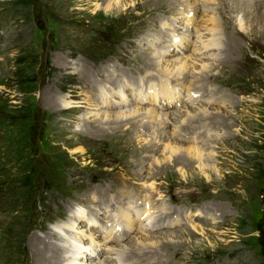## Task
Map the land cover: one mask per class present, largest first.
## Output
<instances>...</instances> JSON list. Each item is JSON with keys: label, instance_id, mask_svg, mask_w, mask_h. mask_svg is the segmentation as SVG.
I'll list each match as a JSON object with an SVG mask.
<instances>
[{"label": "rangeland", "instance_id": "rangeland-1", "mask_svg": "<svg viewBox=\"0 0 264 264\" xmlns=\"http://www.w3.org/2000/svg\"><path fill=\"white\" fill-rule=\"evenodd\" d=\"M176 1L120 0L117 9L106 11V0H0V194L5 195L0 200V264H41L35 263L37 257L30 251L34 236L46 237L56 224L68 223L84 210L94 223L79 220L75 225L82 227V240L89 239L86 245L92 256H85L81 264L91 259L94 264H118L111 247L123 246L126 255L139 251L142 258H128L137 264H264V39L257 33L260 26L255 25L264 23V16L258 20V12L248 3L256 6V0H247L246 9L241 10L238 0ZM261 2L263 8L264 0ZM177 7L195 10L196 20L187 24ZM213 14L220 21L217 32H221L222 43L218 48L212 45L198 50L200 39L211 41L209 17ZM165 23L175 24L173 31L190 36L189 42L173 45L167 36L173 32ZM228 38L231 46H227ZM160 47L168 52L164 59L192 63L194 67L184 73L185 84L173 79L171 88L181 89L184 101L201 94L198 100L191 105L182 100L170 105L160 99L158 104L148 100L136 104L135 94H131L110 111L124 113L140 105L138 117L128 118L126 123H103L108 130H99L96 126L109 110L103 103L96 105L98 98L90 95L101 98L104 92L96 89L90 76L100 75L97 79L102 81L104 73L110 75V68L111 73L121 75L125 87L139 93L147 83L167 78L157 73L159 66L148 64ZM162 63L167 65L168 60ZM142 72L144 80L139 75L134 86L127 85L132 75ZM117 85L105 86V90L118 92ZM150 94L145 93L147 99ZM63 99L71 105L65 107ZM86 99L95 104L80 102ZM112 99L120 101L121 97ZM103 101L107 104L109 99ZM152 108L157 114L151 119L147 116ZM190 109L198 110L192 113L209 124L208 116H215V124L205 135L202 125L199 135H191H195L192 142L196 146L205 148L201 166L185 150L182 153L189 160L181 159L183 163L174 155L166 159L171 155L165 150L168 139L187 124L181 117ZM162 115L169 127L160 140L155 130L162 127ZM170 115L174 117L170 119ZM95 179L116 188L94 194L105 209L112 203H103L107 192H126L130 197L131 188L137 192L139 185L141 194L135 198L139 203L149 199L156 207L160 199L162 209L172 198V206L180 208L164 211L174 213L173 219L181 214L178 225L161 224L143 232L136 225L118 242H110L107 234L102 236L93 228L105 227L101 217L105 213L89 203L90 182ZM116 193L115 200L119 199ZM185 205H190L189 210ZM120 206L133 209L128 200ZM154 212L145 208L134 224ZM121 213L109 218L125 224L126 211ZM122 228L124 231V225ZM91 231L101 235L94 244H90V238L96 237L90 236ZM156 232L163 233L157 236ZM144 233L155 236L148 238ZM72 235L58 233L59 239L47 237L48 245L39 242L37 246L45 247L46 257L52 253L49 247L58 241L70 247ZM66 252L61 250L65 256Z\"/></svg>", "mask_w": 264, "mask_h": 264}, {"label": "bare ground", "instance_id": "bare-ground-1", "mask_svg": "<svg viewBox=\"0 0 264 264\" xmlns=\"http://www.w3.org/2000/svg\"><path fill=\"white\" fill-rule=\"evenodd\" d=\"M131 1H133V0H131ZM236 1V0H235ZM239 1V3H238V5H239V10H241V9H243L244 8V4H245V2H248L247 0H238ZM262 1V0H261ZM261 1H259V0H256V6L254 5V3H251V2H248L249 3V5H250V7L252 8V9H254L255 8V10L253 11L254 13H257L258 12V14H256V18L258 19V20H261V17H263L264 15H263V8H262V3L263 2H261ZM106 2L108 3V4H106V7H105V10L106 11H110V10H113V9H117L116 7H118V5L120 4V0L119 1H116V0H106ZM176 2H178V0L176 1ZM189 2H190V0H189ZM132 3H134V4H132ZM131 3V5H135V3L136 2H132ZM192 3V2H191ZM194 3V2H193ZM195 4V3H194ZM189 5V4H188ZM233 6V5H232ZM176 7V6H175ZM180 7H177V9H179ZM205 9V8H204ZM244 9H246V8H244ZM195 11V10H194ZM194 11H192V10H190V9H185V8H183V9H181L180 8V13L182 14V16H183V19L187 22V24H189L190 22H193V21H195L196 19H195V13H194ZM196 11H198V7L196 8ZM201 11V10H200ZM246 11H249V10H246ZM179 13V14H180ZM239 14V13H238ZM179 18H180V16H179ZM182 18V17H181ZM210 18V21H211V24H212V29H210L209 31L211 32V33H213L212 34V38H211V41L209 42V41H203V40H201L200 39V43H201V46L200 47H197L196 45V49H198V50H202V49H204V48H206V49H209V47H211L212 45L216 48H218L219 47V45L222 43V39L223 38H221V35H220V33L219 32H217L218 31V29H220V25H219V18L218 17H216V16H214V14L211 16V17H209ZM183 20V21H184ZM163 21V20H162ZM248 21V20H247ZM255 21V20H254ZM263 21H264V19H263ZM222 22V21H221ZM252 24H255V22H253ZM166 27H168L169 28V31H171V32H173L172 34L171 33H169V35H167L169 38V40H172V44L173 43H175L176 44V46L177 47H180L179 45H181V44H184V43H188L189 42V37L190 36H187L186 34H184V33H182V35L181 34H176L173 30H175L174 28H175V24L174 25H172V24H168V23H165L164 24ZM169 25H172V26H170L169 27ZM255 25H258V26H260V29H257V33H258V35H259V32H260V36L264 39V23H262V24H255ZM177 26V25H176ZM243 29H244V27H243V25L242 24H240V31H242V32H244L243 31ZM184 34V35H183ZM179 35H181V36H183V37H178ZM220 35V36H219ZM153 36V35H152ZM223 37V36H222ZM229 40H227L226 42H227V46H231L230 44H229V42L231 41V39L230 38H228ZM210 40V39H209ZM180 42H182L181 44H179ZM225 42V43H226ZM207 43V44H206ZM174 45V44H173ZM223 45V44H222ZM186 46V45H185ZM161 48V47H160ZM229 48H231V47H228V49ZM162 50H165V49H160V51L159 52H156L157 54H154V57H152L151 59H150V62L148 63V64H150L151 66H159V69H160V71L159 72H157L158 74H162V75H165L167 78L166 79H161L160 81H159V83H158V81H157V83H152V84H149V83H147V81H145V83H147V86L144 88L145 90H143V88H142V90L138 93V91H135V89H133L134 90V92L132 91V90H130L129 88H127V87H125L124 85L126 84L124 81H121L122 79H121V75L120 74H113V73H111V71H110V68H108L107 69V67H105V69H107L108 70V73H110V75H107V73H104V80H102V81H99L97 78H99V76H97L96 74H94V75H96V76H93V75H91L90 77H94V80H93V82L95 83L94 85H95V87H96V89H98L99 91H100V89H102V91H104L103 93H102V97L100 98L99 96H96L95 95V93H92V94H90L91 96L93 95L94 96V98H98V100H99V102L97 103L96 102V105H99V104H101V103H103L104 104V106L107 108V110H109L108 112L107 111H104L105 112V114H104V117H102V121H100L99 122V124L96 126V127H98V129L99 130H101V128H102V130H104V128H106L105 126H103V125H101V124H113V123H116V124H119V123H123V122H127V120H128V118H130V119H134V116H136V118L138 117L137 116V114L138 113H140L141 112V109H137L138 107H140V105L139 106H137V108H130L128 111H126V112H115V111H110L111 109H113V108H115V106H118L119 104H122V103H125V101H127V100H129V97L131 96V94H135L134 95V100H135V103L136 104H140V102H147V100L149 101V102H152L153 104H158V103H160L161 102V100H164V102H166V104L168 103V104H170V105H173L174 103H177L178 104V102H181L180 100H182V101H184L182 98H181V89L179 90V89H176V88H171V84L173 83L172 81H173V79H175V80H179V81H183V83H182V85H184L185 83H184V81H185V77L187 76V75H185L184 73H186L187 72V70H188V68L191 66H193L192 65V63L191 62H189L187 59H183L184 61H181L180 59L178 60V59H175V61H170L171 59H164V57H167V50H165V51H162ZM155 53V52H154ZM64 56H62V59L64 60ZM66 58H68V57H66ZM163 60H168V64L167 65H165V64H163L162 63V61ZM169 62H171V63H169ZM75 63V62H74ZM107 64H110V62H108ZM65 65H67V64H65ZM202 66V68H205L206 66L202 63L201 64ZM106 66V65H105ZM63 67V66H62ZM80 67V66H79ZM85 67V66H84ZM194 67V66H193ZM80 69V68H79ZM196 69V68H195ZM84 70H86V68L85 69H81V72H84ZM136 69L134 68V70L133 71H135ZM76 71V70H75ZM140 71H142V68H141V70ZM145 71V70H144ZM80 73V72H79ZM100 73L102 74V71H100ZM89 75H90V73H88ZM144 74H145V72H144ZM156 74V73H155ZM139 75H140V78L141 79H143V72L142 73H139L138 75H132V77H134V78H131V80H129V81H127V85H133L134 86V84H135V82H137V77H139ZM129 76V75H128ZM170 76V78H168ZM90 77H88L89 79H90ZM107 78H109V79H107ZM88 79V80H89ZM128 79V78H127ZM141 79H140V81H141ZM91 80V79H90ZM144 80V79H143ZM158 80V79H157ZM148 81H151V80H148ZM117 84H119V85H117ZM115 85H117L118 86V88H119V91L117 92V90L115 89V88H112V89H110V90H105V86H109V87H113V86H115ZM192 85V84H191ZM176 86V85H175ZM189 86V85H188ZM133 88V87H132ZM138 88H139V86H138ZM185 88V87H184ZM140 89V88H139ZM187 91L188 92H191V90H190V88L189 87H187ZM125 90L126 91H128L130 94H127L126 92H125ZM130 90V91H129ZM85 92V96H89L88 94H89V92H87V91H84ZM221 92V91H220ZM144 93V94H143ZM145 93H147V94H149V93H151L150 94V97H148L149 99H147V97L146 96H148V95H145ZM222 94V93H221ZM201 95V94H200ZM200 95H196L195 97H193V101H194V98H195V100L198 98V97H200ZM116 97V96H119V97H121V100L120 101H117V99L116 100H113L112 98L113 97ZM190 96V95H189ZM216 96V95H215ZM220 96H222V95H220ZM138 97V98H137ZM202 97V96H201ZM223 97V96H222ZM104 99H106V100H108L109 99V101H107V104L103 101ZM158 99H160V102H158L159 100ZM83 100V99H82ZM152 100V101H151ZM198 100V99H197ZM90 102V104H95V103H93V102H95V101H93V100H90V99H86V100H84V101H80V102H84V104H85V102ZM187 101V99H185V101L184 102H186ZM192 101V102H193ZM79 102V101H78ZM88 102H87V104H88ZM158 102V103H157ZM63 104H64V106L65 107H67V106H70L71 105V102H69V101H67V100H65V99H63V102H62ZM110 103H113V104H110ZM163 103V102H162ZM194 103V102H193ZM211 103H213V102H211ZM151 104V103H150ZM187 104H190L191 105V102L190 103H188L187 102ZM187 104H185L186 106H187ZM161 105V104H160ZM88 106V105H87ZM154 106V105H153ZM91 107H92V105H91ZM103 107V106H102ZM169 107V106H168ZM98 108H101L100 106L98 107ZM188 108V107H187ZM197 108H199V107H197ZM201 108V107H200ZM199 108V109H200ZM155 110H157V109H155V108H152L151 110H150V112L148 111V116L147 117H149V118H151L152 119V117H153V115H155V114H157L156 112L157 111H155ZM192 109H190V112L189 111H186L185 113L186 114H184L183 116L184 117H181V119L182 118H186V125L185 126H183V128H181V129H179V126L177 127L176 126V129H179V130H174V132H173V134L171 135V139H168L169 140V143L167 144V147L165 148V150H169V152H170V156H167V160H171L172 158H173V155H174V157L176 156V157H178L179 159H180V161H181V159H185V160H183V162H185L187 159L189 160V157L187 158L182 152L185 150L186 152H187V154L189 155V156H192L193 158H195L196 160H197V164L199 165V164H201V162H202V160H204L203 159V151H204V147H202L201 145H198V146H196L195 144V142H192V140L194 139V136L195 135H199L198 134V132L200 131L199 130V128H200V126L202 125L203 126V131H205V133H204V135L206 134V132H208L209 131V127L211 126V125H213V123H214V117L215 116H211V117H209L208 116V119H210V121L212 122L211 124H209L208 123V121H205V118H203V119H200V114H199V116L200 117H197V113L196 114H193L192 112H198V110H196V111H191ZM145 111H146V109H145ZM107 112V113H106ZM182 112H184V111H182ZM181 112V113H182ZM207 112V110L206 109H204L203 110V113H206ZM146 113L147 112H145V116H146ZM190 113H192V114H190ZM162 114V113H161ZM166 114V113H165ZM88 115V114H87ZM90 115V114H89ZM166 115H168V114H166ZM174 115H176L175 117L176 118H179L178 117V115L179 114H174ZM174 115H170V119L172 118V117H174ZM206 115V114H205ZM93 117V116H92ZM160 117V116H159ZM169 117V116H168ZM87 118H89V117H87ZM146 118V117H145ZM161 118V117H160ZM165 118H166V116H165ZM165 118L163 117V115H162V121H160V125L159 126H162L161 128H159V129H156L155 131H158L157 132V134H156V136L158 137H160V140H162V134L163 133H167V127H169L168 125H167V121L165 120ZM132 119V120H133ZM154 119V118H153ZM170 119H168V121L170 120ZM82 120V119H81ZM198 120H200V122L198 121ZM216 120V119H215ZM85 121V120H84ZM203 121H205L204 123H203ZM96 123V122H95ZM180 123H183V121L182 120H180ZM222 123V122H221ZM85 124V123H84ZM185 124V123H184ZM198 124H199V126H198ZM215 124V123H214ZM108 126V125H107ZM142 126V125H141ZM175 126V125H174ZM137 127V126H136ZM138 128V127H137ZM144 128V127H143ZM107 130H108V128H106ZM147 129V128H146ZM97 132V131H96ZM102 132H104V131H102ZM156 133V132H155ZM197 133V134H196ZM160 134V135H159ZM193 134H195L194 136H191V135H193ZM208 134V133H207ZM210 134H211V132H210ZM159 140V141H160ZM151 141V140H150ZM191 142V143H190ZM185 143H187V145H185ZM188 143H190V144H188ZM154 144V143H153ZM166 146V145H165ZM204 146V145H203ZM82 149V148H81ZM164 152V151H163ZM168 152V153H169ZM205 152V151H204ZM205 154V153H204ZM158 160V159H157ZM157 160H156V162H157ZM193 160V159H192ZM195 161V160H194ZM182 161L181 162H179V163H183ZM196 164V163H195ZM204 165V164H203ZM199 166H201V165H199ZM206 166H207V164H206ZM202 168H203V166H202ZM204 169V168H203ZM152 174V173H151ZM132 176H134V175H132ZM138 180V179H137ZM140 187L141 186H137V188H136V190H137V192L138 193H140L141 192V190H140ZM151 188L153 189L154 188V184L152 185L151 184ZM128 191H129V189H128ZM117 192V193H116ZM115 193H116V195L117 194H119V191H116ZM115 193H109V192H107L105 195H104V202L103 203H111V201L112 200H115L116 198H115V196L113 197V195H115ZM128 194L129 193H126V192H124V193H121V194H119L118 195V198L119 199H117V200H124V199H126L127 197H128ZM141 194V193H140ZM110 201V202H109ZM163 204H164V202H163ZM111 206V204L109 205V204H107V206L106 207H110ZM154 207V206H153ZM130 208V207H129ZM167 207L165 206L164 208H162L157 214H160V216L159 217H155V216H157V214L156 215H152L153 213H149V214H147V215H145L144 216V219H140V225L142 224V223H145L146 224V226L148 225V227H145V229H147V228H151L152 226H154L155 228L156 227H159V226H161V224H168V225H171L172 226V224H174L175 222L173 221V220H176V223H177V220H180V219H178L179 217H180V215L181 214H179L178 215V218L176 219H173V216H174V213H169L168 211L166 212V211H164L165 209H166ZM72 209H73V207H72ZM100 209H102V207H100ZM99 210V209H98ZM146 210H148V209H146ZM85 211V210H84ZM84 211H80V212H77V214H78V216H74L75 218H73L72 220H70L68 223H65L64 221H62V222H60V223H58V224H56L55 225V228L56 229H54L53 231L54 232H50L49 233V235H47L46 237H43V236H34V238L31 240V246H30V251L32 252V254L34 255V256H36L37 257V259H36V261H35V263L38 261V262H40L41 261V264H53V263H55V261H58V263L59 264H81V262H84L83 261V259L85 258V256H91L90 255V253H89V251L90 250H88L87 248H88V244H89V239L85 242V241H83L82 240V238L80 237V235H79V232H81L82 231V227L81 228H78V227H75V225H76V222L77 221H79V220H82V222H88V224H92V223H94L93 222V218H91V216H88L87 214H85V212ZM162 211H164V212H162ZM210 211V210H209ZM128 211H126V213H127ZM146 212V211H145ZM87 213V212H86ZM125 213V215H123V217L126 219V220H123L122 222H125V224H123V223H119V222H116V221H113L111 224H110V226H108V228L110 227L111 228V230L109 231V232H107L106 233V231H102L101 232V235L103 236V235H105V234H107L105 237L107 238V239H109L110 240V242H118L119 240H121V236L123 237L126 233H129L130 232V230L134 227V223H135V221H137V216H139L140 214H143L144 213V209L142 210V212H141V210H138V209H136V211H134L133 212V214L132 213H130V214H126ZM181 213V212H180ZM122 214V213H121ZM183 214H185V212L183 213ZM98 215V214H97ZM164 215V217L162 218L161 216H163ZM99 216V215H98ZM121 217H122V215H120ZM189 217V216H188ZM191 217V216H190ZM154 218V219H153ZM171 218H172V220H171ZM184 219V218H183ZM102 220V219H101ZM104 220V219H103ZM102 220V221H103ZM121 221V220H120ZM184 221H186L185 219H184ZM181 223V222H180ZM80 224V223H79ZM178 224V223H177ZM120 225H124V227H125V230L123 231V226H120ZM199 226V225H198ZM193 227H195V228H198L197 227V225L195 226H193ZM199 228H200V226H199ZM81 229V230H80ZM138 229H140V232H143V231H145L144 229H142L141 227H138ZM74 230V231H73ZM113 230H115L116 231V233H113ZM200 230V229H199ZM62 232H67L68 234H71V233H73V235H72V237L71 238H73V240L71 241L72 243H71V246L70 247H67L64 243H62V242H60V241H58V242H56V243H54V245L52 246V247H49L50 249H51V251H52V253H50L48 256H46L45 257V252H44V249H45V247H43V245H42V247H38L37 245H39L40 243H43V244H45V245H48L47 244V242H46V238L48 237V239L50 238V237H56L57 236V238L59 239V237H58V233H61L62 234ZM160 233H163V232H160ZM160 233H158V232H156L155 234L157 235V236H159V234ZM90 234V236L91 235H95L96 237L94 238V239H92V237L90 238V244H94L96 241H98V238L101 236L100 235V233H95V232H90L89 233ZM155 234H148V233H144L143 235L145 236V237H152V236H155ZM98 235V236H97ZM141 235V234H140ZM142 236V235H141ZM137 238H139V237H137ZM142 240V239H141ZM155 240V239H154ZM103 241V240H102ZM148 241V240H147ZM164 241V240H163ZM40 242V243H39ZM39 243V244H38ZM51 243V242H50ZM143 243V242H142ZM150 243V242H149ZM154 242L152 241V243L151 244H153ZM87 244V245H86ZM139 244V243H138ZM111 246V245H110ZM110 246H108V247H110ZM151 246V245H150ZM59 248H61V250H63V249H65L67 252H66V254H67V256H65V254H61V250H60V252H59ZM139 248V247H138ZM140 248H142V247H140ZM93 249H95V248H93ZM109 249V248H108ZM111 249L113 250V253H115V255L113 256V255H111L113 258H114V260L116 261V262H119V261H121V263L120 264H137V262H135V261H131V260H129L128 258L129 257H132V255H136L137 257H139V258H142V255L139 253V251H137L138 252V254H135V252H132L131 253V255H126V247L125 246H123V247H121V248H114V247H111ZM47 250H49V249H47ZM53 252H55L56 254H59L58 255V259H57V257L53 254ZM107 253H109L108 251L106 252V257H108V254ZM93 254V253H92ZM159 254V253H158ZM47 255V254H46ZM94 255V254H93ZM97 256V255H96ZM111 256H109V258H111ZM152 256V255H151ZM92 257V256H91ZM150 257V256H149ZM82 260V261H81ZM109 260V259H108ZM107 260V261H108ZM144 260V259H143ZM93 260L91 259L90 261H87L86 262V264H94L93 262H92ZM114 261V262H115ZM139 261V260H138ZM157 262H159V260L157 261ZM162 262V261H161ZM101 263V262H100ZM99 262H98V264H100ZM104 263V262H103ZM102 263V264H103ZM113 263V262H112ZM153 263H156V262H153ZM106 264V263H105ZM144 264H151L150 263V261L148 262V263H144Z\"/></svg>", "mask_w": 264, "mask_h": 264}]
</instances>
